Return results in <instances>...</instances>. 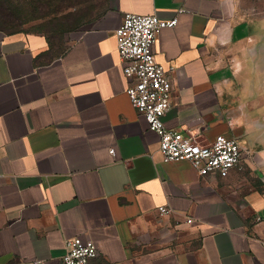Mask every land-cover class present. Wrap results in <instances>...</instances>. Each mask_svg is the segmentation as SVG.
<instances>
[{
  "label": "crops",
  "instance_id": "0c3cea01",
  "mask_svg": "<svg viewBox=\"0 0 264 264\" xmlns=\"http://www.w3.org/2000/svg\"><path fill=\"white\" fill-rule=\"evenodd\" d=\"M127 13L178 19L155 45L164 124L239 141L227 177L163 162L127 95ZM75 237L91 264H264V0H103L58 38L0 29V264H64Z\"/></svg>",
  "mask_w": 264,
  "mask_h": 264
},
{
  "label": "built area",
  "instance_id": "2783aa9c",
  "mask_svg": "<svg viewBox=\"0 0 264 264\" xmlns=\"http://www.w3.org/2000/svg\"><path fill=\"white\" fill-rule=\"evenodd\" d=\"M177 23V18L165 21L156 15H124L116 36L123 74L129 81L127 95L131 105L144 116L149 130L159 136L164 163L187 161L199 176L217 173L227 177L244 156L239 141L219 135L212 143L205 144L191 130H169L164 124L174 92L173 72L157 62L155 45L161 31L172 29ZM110 153L114 155L115 150L111 149ZM159 211L169 213L166 207ZM257 222L262 219L257 218ZM188 223H192V219H188ZM97 255L98 249L92 241L84 242L78 237L65 241L64 264H91Z\"/></svg>",
  "mask_w": 264,
  "mask_h": 264
},
{
  "label": "rangeland",
  "instance_id": "374dc122",
  "mask_svg": "<svg viewBox=\"0 0 264 264\" xmlns=\"http://www.w3.org/2000/svg\"><path fill=\"white\" fill-rule=\"evenodd\" d=\"M102 8L103 0H0V26L58 38Z\"/></svg>",
  "mask_w": 264,
  "mask_h": 264
},
{
  "label": "trees",
  "instance_id": "16d2710c",
  "mask_svg": "<svg viewBox=\"0 0 264 264\" xmlns=\"http://www.w3.org/2000/svg\"><path fill=\"white\" fill-rule=\"evenodd\" d=\"M0 29H2L3 31L9 32V33H12V32H19V31H13V30H11V29H8V28H6V27H1V26H0Z\"/></svg>",
  "mask_w": 264,
  "mask_h": 264
}]
</instances>
